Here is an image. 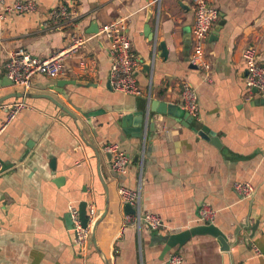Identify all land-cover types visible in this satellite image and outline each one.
Returning a JSON list of instances; mask_svg holds the SVG:
<instances>
[{"label":"crops","instance_id":"0c3cea01","mask_svg":"<svg viewBox=\"0 0 264 264\" xmlns=\"http://www.w3.org/2000/svg\"><path fill=\"white\" fill-rule=\"evenodd\" d=\"M14 1L0 0V78L18 48L46 57L66 46L70 32L89 39L63 59L59 76H34L35 95L24 97L27 106L0 130V264H168L171 253L183 256L181 264H264V94L248 88L244 57L252 47L264 63V0H206L218 18L205 64L197 66L190 60L193 0H36L34 12L1 16ZM59 4L70 10L62 28L51 17ZM118 18L140 58L142 94L116 90L110 81V40L98 28ZM58 80L63 92L53 88ZM186 83L199 106L190 126L152 110L151 99L181 105ZM11 90L0 83V96ZM134 111L143 113L140 136L125 130L138 128L139 113L122 122ZM6 117L0 110V128ZM203 126L210 139L199 133ZM111 142L129 155L124 175L112 168L105 149ZM239 180L250 181L255 194L240 196ZM121 185L139 193L140 211L160 214L159 228L127 219ZM82 201L88 212L94 204L95 220L108 209L86 251L68 223L70 207ZM202 203L216 210L214 223L230 249L198 234L163 256L168 234L201 223Z\"/></svg>","mask_w":264,"mask_h":264},{"label":"built area","instance_id":"2783aa9c","mask_svg":"<svg viewBox=\"0 0 264 264\" xmlns=\"http://www.w3.org/2000/svg\"><path fill=\"white\" fill-rule=\"evenodd\" d=\"M195 18L191 28L192 51L190 60L197 65L205 64V43L209 34L217 21L218 10L210 6L206 0H193ZM36 0H15L12 4H7L5 13H31L37 10ZM51 17L58 22V28L63 27V21L70 18V10L66 4H59L51 11ZM99 33L105 35L110 44L108 47L111 58L110 81L114 89L131 93L142 94V89L138 83L136 70L140 63L139 56L134 52L132 40L126 32L125 21L121 18L104 24L99 28ZM89 37L78 32H70L67 36V44L64 48L54 52L50 56L40 57L26 48H18L12 51L6 62V74L11 80V84L22 91H30L33 78L38 73H45L50 77H57L63 73V59L67 55L80 50L88 41ZM244 57L247 66L246 84L251 91L258 90L264 94V63L259 60V56L252 47L244 49ZM181 106L187 109L194 117L198 115V100L195 88L186 83L183 86ZM27 106L25 98H14L0 105V110L7 111V117L0 130ZM105 149L112 154V168L119 175H124L128 169L129 155L122 150L117 142H111ZM1 166V164H0ZM236 191L242 197H249L255 194V186L250 181L239 180L234 185ZM120 195L125 202H131L137 207L136 213L127 214L129 221L138 224L146 223L151 228H159L163 220L159 213L153 211L142 212L139 209V193L129 186H120ZM72 219V229L75 232V241L82 251H86L92 243V227L95 222L94 204L89 206V219L84 225L80 209L71 206L69 209ZM216 210L207 203H202L199 208L197 220L204 223L214 222ZM257 255H262L258 246L254 245ZM183 256L178 253H171L168 264H181Z\"/></svg>","mask_w":264,"mask_h":264},{"label":"water","instance_id":"95a60500","mask_svg":"<svg viewBox=\"0 0 264 264\" xmlns=\"http://www.w3.org/2000/svg\"><path fill=\"white\" fill-rule=\"evenodd\" d=\"M222 22H223V20H220L219 23L216 25L215 31H214L216 34H217L218 30L220 29ZM159 48L163 49L164 55H167L168 50H167L166 44L164 42L159 45ZM194 66H197V65L194 64ZM65 81L67 82V80H65ZM0 83H3L4 85H6V84H11L12 82L7 76L6 78H0ZM64 84L65 83H63V80H58L56 82V85L53 86V88L58 90L59 92H63L64 91ZM34 95L35 94L31 91L25 92V91H22L20 89L11 90V91L7 92L6 94L0 96V105L5 103L7 100H9L10 98H13V97L24 98L26 96H34ZM43 95L54 100L56 103H58L60 106H62V108L64 110L68 111L70 114L75 116L69 108H67L66 106H64L60 102H58L52 95H50V94H43ZM150 105H151L152 110H154L156 112L167 113V114H170L171 116L182 118L183 124H185L187 126H190V119L194 118V116L192 114H190V112L187 109H185L183 106H181L177 103H174V102H167L164 100L151 99ZM136 113H139V118H137V120L139 119V121H137L138 128H134L131 131L130 130L128 131L127 128L125 130L127 132H130L131 134L140 136L142 133V125H143V113H141V111H134L133 114H129L128 116L122 117V122H123V124H125V122H127L128 120H131V118L134 117L136 115ZM198 131L206 139H210L213 135V133H211V131L209 130L208 126H203V128L199 129ZM208 132H210V134ZM214 141L218 142L217 140H214ZM7 167H9V166H7V164H4L2 166V170H5ZM79 209H80L82 221H83L84 225H87L88 219H89V212L87 210V201H82ZM123 209H124L125 214L136 213L138 211L137 207H135L134 204H132L131 202H128V201L124 203ZM107 210L108 209H106L98 219L96 218V220L93 224L92 237H93L94 242H95V232H96L97 225L104 218ZM68 223L71 226L73 225L70 212L68 213ZM198 234H211L217 238L222 250H229L230 249V242L228 240L227 234L216 223H214V222H211V223L201 222L199 224H194V225L189 226L187 228H184L182 230H178L176 232H172V233L168 234L165 237L166 242H165V245L163 247L161 254L164 256L170 250H172L175 246L184 245L193 236L198 235Z\"/></svg>","mask_w":264,"mask_h":264}]
</instances>
